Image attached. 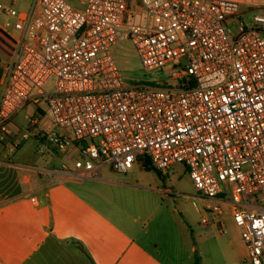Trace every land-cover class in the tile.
Wrapping results in <instances>:
<instances>
[{"label": "built area", "instance_id": "2783aa9c", "mask_svg": "<svg viewBox=\"0 0 264 264\" xmlns=\"http://www.w3.org/2000/svg\"><path fill=\"white\" fill-rule=\"evenodd\" d=\"M17 2H0L16 32L0 60V147L21 110L45 102L38 152L67 154L51 177L85 180L106 165L127 174L144 156L162 174L182 164L207 213H228L246 260L264 264V13L249 28L239 0ZM122 39L165 79L128 85L112 52Z\"/></svg>", "mask_w": 264, "mask_h": 264}, {"label": "crops", "instance_id": "0c3cea01", "mask_svg": "<svg viewBox=\"0 0 264 264\" xmlns=\"http://www.w3.org/2000/svg\"><path fill=\"white\" fill-rule=\"evenodd\" d=\"M11 1L0 0L5 5ZM239 1L241 8L264 12V0L254 7ZM21 2L31 9L35 0H18L17 5ZM31 104L35 112L26 116L29 126L13 123L17 135L0 147V264H195L202 231L210 226L224 234L221 227L238 228L228 213L233 223L210 214L208 225L202 219L190 225L171 201L176 194L147 181L140 160L133 167L139 169L127 174L106 165L85 180L51 177L49 171L66 163L67 154L38 152L37 135L51 124L45 109ZM23 130L30 133L22 140ZM177 166L188 172L175 164L168 175ZM217 240L233 243L222 235Z\"/></svg>", "mask_w": 264, "mask_h": 264}, {"label": "rangeland", "instance_id": "374dc122", "mask_svg": "<svg viewBox=\"0 0 264 264\" xmlns=\"http://www.w3.org/2000/svg\"><path fill=\"white\" fill-rule=\"evenodd\" d=\"M68 2L77 8H81L80 0H68ZM247 2L253 3L255 6L260 4L259 0H247ZM262 4L264 5V3ZM16 6L22 11L30 9L25 2H21ZM246 9L247 8H241V14L245 11V14L242 15L243 20L249 28H252L253 16L258 13V11L254 9ZM7 21L12 23L14 19L7 18L5 15L0 14V25L5 27ZM230 25L232 26L234 32L237 33L239 31V27L235 21L231 20ZM7 28L11 33H16L12 26H8ZM112 52L123 79L128 85H155L152 81L154 78H158L159 80L165 79L163 73H160L159 71H146L143 68L139 55L130 41L122 39L113 48ZM6 59L7 58L4 57L2 51L0 50V60L5 61ZM54 84L55 78H52L49 82V87L54 86ZM40 106L44 108L47 113H49V108L45 102H42ZM34 112L35 106L33 104L26 106L16 115V117H14V125L16 124L20 128H27L30 121L26 119V116L30 117ZM13 131L14 134L17 133L15 129H13ZM28 132V130H23V132L20 131V139L23 138V134H28ZM32 140L33 138L30 137L29 141L32 142ZM137 169H139V166H135L132 171H137ZM143 173V175L147 177V181L151 183L158 182L161 187L166 185L176 194L175 197H172L174 199L171 201L174 205H176L177 212L186 218L190 225L197 226L196 223L201 222V219L208 212L206 206L211 205V201L207 200L196 191L193 182L190 180L188 172H185L183 166H177L169 175L166 173L162 174L163 176H160L156 172L147 171ZM212 216L213 215H210V213L208 214L209 219L212 218ZM221 217L226 219L229 216L225 213ZM230 221L233 223L232 219H230ZM239 229L237 228L233 231L225 229L227 231L224 234H218L217 229H214L213 227L210 228L209 226L206 231H212L210 232V235L206 231H202L201 238L197 237L199 243H195V254L200 257L202 264H251L250 261L246 260L247 250L242 239L241 230ZM195 230L199 233V226L196 227ZM220 235L231 240L233 243H218L217 239H219Z\"/></svg>", "mask_w": 264, "mask_h": 264}, {"label": "trees", "instance_id": "16d2710c", "mask_svg": "<svg viewBox=\"0 0 264 264\" xmlns=\"http://www.w3.org/2000/svg\"><path fill=\"white\" fill-rule=\"evenodd\" d=\"M15 49L14 40L8 35V33L0 27V50L2 51L5 58L13 53ZM140 160L143 163L145 170L147 171H155L160 176H163L161 172H159L151 163L149 157L144 156L140 157ZM195 264H202L200 257L195 254Z\"/></svg>", "mask_w": 264, "mask_h": 264}]
</instances>
